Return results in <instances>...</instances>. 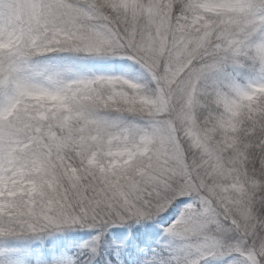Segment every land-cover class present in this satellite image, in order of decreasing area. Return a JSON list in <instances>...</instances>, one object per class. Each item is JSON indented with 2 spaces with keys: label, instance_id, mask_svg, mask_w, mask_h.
Wrapping results in <instances>:
<instances>
[{
  "label": "snow or ice",
  "instance_id": "snow-or-ice-1",
  "mask_svg": "<svg viewBox=\"0 0 264 264\" xmlns=\"http://www.w3.org/2000/svg\"><path fill=\"white\" fill-rule=\"evenodd\" d=\"M0 264H264V0H0Z\"/></svg>",
  "mask_w": 264,
  "mask_h": 264
}]
</instances>
